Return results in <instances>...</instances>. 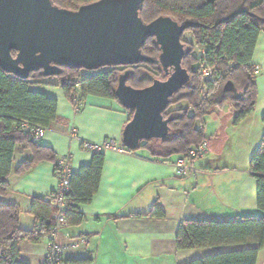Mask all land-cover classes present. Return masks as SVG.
Masks as SVG:
<instances>
[{"label":"trees","instance_id":"16d2710c","mask_svg":"<svg viewBox=\"0 0 264 264\" xmlns=\"http://www.w3.org/2000/svg\"><path fill=\"white\" fill-rule=\"evenodd\" d=\"M98 1L101 0H53L57 7L70 11ZM161 17H170L180 24H198L186 31L190 32L192 42L185 36L182 38L187 46L183 68L189 73L190 81L164 113L165 120L169 121V139L143 142L138 150L126 152L147 150L155 160L170 161L175 156H187L207 139L205 118L217 110L232 106L236 111L235 125L255 112L258 90L253 60L259 37L264 34V0H145L143 21L148 24ZM143 53L153 59L159 58L160 49L154 39L146 43ZM16 55L13 52V56ZM201 65L211 68L210 79H204ZM126 72L130 73L127 84L136 89L146 88L155 80L167 79L158 64L96 71L64 69L54 77H45L40 71L27 79L10 74L0 66V197L10 190L18 153H31V158L16 170L15 175L19 177L43 162L56 164V175L60 171V159L53 149L42 143L35 144L24 129L27 125L47 131L58 118L57 101L32 88H61L72 105L75 107L78 103L81 110L89 97L119 102L115 90L119 77ZM129 112L133 117V112ZM262 123L264 125V118ZM87 144L83 142L82 146L90 151ZM92 153L91 165L72 174L70 191L66 195L69 227L85 222L79 206L90 205L101 187L105 152ZM250 172L257 182L260 216L249 214L235 222L185 221L178 230L176 243L180 251L246 244H257L258 248L213 255L188 264H257L259 252L264 247V135L251 160ZM55 198L56 193L48 198L34 199L30 214L35 217L36 225L32 231L21 228L22 211L17 204L0 200V264H26L20 261V245L23 242L40 244L50 235L56 212ZM131 217L163 220L167 214L156 202L148 213Z\"/></svg>","mask_w":264,"mask_h":264},{"label":"crops","instance_id":"0c3cea01","mask_svg":"<svg viewBox=\"0 0 264 264\" xmlns=\"http://www.w3.org/2000/svg\"><path fill=\"white\" fill-rule=\"evenodd\" d=\"M253 65L258 90L255 112L238 125L232 106L205 118L209 150L204 159L194 163L193 177L175 176L174 164L179 156L158 161L147 150H104L106 161L99 193L90 205L79 206L85 222L69 227L61 235L62 244L72 240L82 243L65 253L63 264H188L258 248L257 244H246L180 251L176 243L185 221L235 222L245 215H261L250 163L264 135V34L259 37ZM32 90L58 103V118L46 131L42 145L53 149L58 160L70 156L72 174L92 163L93 153L83 148V142L103 146L114 141L118 147L123 146V132L132 116L119 102L89 97L77 112L61 88ZM234 141H246L247 145L234 146ZM30 158L29 151L17 154L10 190L0 197L2 202L21 208L20 226L25 231H32L36 225L30 214L34 199L48 198L59 188L53 163L43 162L24 176L15 175L20 164ZM156 202L164 208L165 219L131 217L148 213ZM20 252L21 262L43 264L47 238L40 244L23 242ZM257 264H264V247Z\"/></svg>","mask_w":264,"mask_h":264},{"label":"water","instance_id":"95a60500","mask_svg":"<svg viewBox=\"0 0 264 264\" xmlns=\"http://www.w3.org/2000/svg\"><path fill=\"white\" fill-rule=\"evenodd\" d=\"M144 3L101 0L70 11L57 7L53 0H0V66L27 79L40 71L54 77L64 69L96 71L158 64L166 80L136 89L127 84L130 73L126 72L119 77L115 94L133 112L123 132L127 150L136 151L143 142L167 141L170 128L164 113L190 81L183 68L187 46L182 38L198 24H180L170 17L147 24L142 18ZM151 39L160 49L158 59L143 53Z\"/></svg>","mask_w":264,"mask_h":264},{"label":"built area","instance_id":"2783aa9c","mask_svg":"<svg viewBox=\"0 0 264 264\" xmlns=\"http://www.w3.org/2000/svg\"><path fill=\"white\" fill-rule=\"evenodd\" d=\"M204 79L208 80L212 76V70L207 65L200 66ZM205 91L202 90V93ZM75 109L79 112V105L76 103ZM24 129L30 134L32 141L35 144H40L44 140L46 131L43 128H30L25 125ZM210 142L208 139H204L196 148L191 150L185 157L179 158L174 164L175 176L179 179L191 178L196 174L194 163L197 160L204 159L209 150ZM87 148L90 151H104L106 149L119 150L122 153H126L125 147H118L114 141H107L103 146H96L93 144H87ZM72 159L70 156L63 157L59 161L60 171L57 175L59 179V188L56 191V198L54 206L56 212L53 216V228L50 235L47 237V252L44 256L43 264H63L64 255L67 251L77 248L81 241L72 240L68 244H62L61 235L65 230L69 228L67 220V204L66 195L70 191L72 170Z\"/></svg>","mask_w":264,"mask_h":264},{"label":"rangeland","instance_id":"374dc122","mask_svg":"<svg viewBox=\"0 0 264 264\" xmlns=\"http://www.w3.org/2000/svg\"><path fill=\"white\" fill-rule=\"evenodd\" d=\"M185 39L191 40V34L190 32H186L185 33ZM192 42V40H191ZM208 120H206L207 123ZM243 132H244V128H242ZM249 131L247 130V135H248ZM234 146H240V147H246L247 142L246 141H234L233 143ZM140 152H144L143 150H140Z\"/></svg>","mask_w":264,"mask_h":264}]
</instances>
